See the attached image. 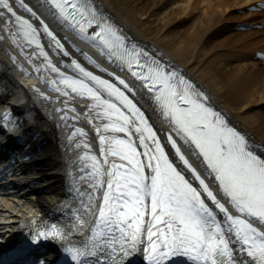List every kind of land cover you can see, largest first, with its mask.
<instances>
[{"label": "snow or ice", "instance_id": "6c2138e0", "mask_svg": "<svg viewBox=\"0 0 264 264\" xmlns=\"http://www.w3.org/2000/svg\"><path fill=\"white\" fill-rule=\"evenodd\" d=\"M46 2L65 28L141 82L169 128L162 140L129 94L135 89L117 72L110 75L120 86L75 57L65 62L70 71L63 70L45 49L41 28L18 15L9 0H0L15 17L14 22L9 19L17 28L13 39L43 58L37 72L43 68L55 73L50 81L55 90L87 98L92 119L102 122L95 127L101 155L84 152L90 171L82 169L80 180L88 189H75L86 200H80L83 212L74 213L73 230L82 234L90 229V234L79 245L63 246V252L75 264H88V257L96 264H126L127 256L146 245L149 264H177L173 257H185L191 264H264V152L258 153L192 80L130 41L96 0ZM22 7L36 16L27 5ZM41 27L57 55L71 56L47 23L41 21ZM82 55L102 67L87 53ZM166 144L175 149L171 158ZM177 157L181 167L174 162ZM50 238L71 235L56 224L36 228L17 254ZM35 264L46 262L37 258Z\"/></svg>", "mask_w": 264, "mask_h": 264}, {"label": "bare ground", "instance_id": "6f19581e", "mask_svg": "<svg viewBox=\"0 0 264 264\" xmlns=\"http://www.w3.org/2000/svg\"><path fill=\"white\" fill-rule=\"evenodd\" d=\"M96 3L126 35L195 82L209 96L211 106L237 126L258 151L264 152V0ZM15 33L14 24L10 25L0 10V111L6 108L1 105L5 87L12 84L18 93L27 94L28 101L20 106L22 96L9 98L10 110L28 109L38 117L33 125L32 114L24 115L25 120L17 118L19 127L27 130L22 137V144L27 143V147L19 152L20 158L13 165L23 174L26 186L22 195L0 200V249L4 241L28 224H56L58 219L66 218V224H72L76 211L68 210L79 205L81 199L86 200L75 189H88V184L80 180L82 169L90 171L84 152L101 155L95 127L102 122L92 119L90 101L55 90L48 72L43 68L37 72L36 66L42 62L13 39ZM69 42L71 49L73 45L80 49L74 54L88 61L82 55L87 53L99 61L102 67L97 69L115 70L113 62L92 45L87 43V48L83 45L86 42L74 38ZM65 62L67 59L58 58L57 64L64 67ZM135 91L156 122L162 123L149 100L140 90ZM9 106L4 112L9 111ZM78 129H84V133ZM89 234L90 229L80 233L79 238L83 240ZM61 244L58 242L55 247L60 249ZM144 252L142 249L141 260Z\"/></svg>", "mask_w": 264, "mask_h": 264}]
</instances>
